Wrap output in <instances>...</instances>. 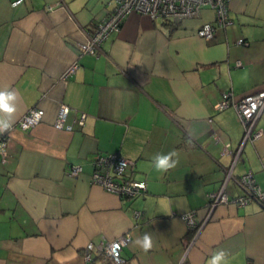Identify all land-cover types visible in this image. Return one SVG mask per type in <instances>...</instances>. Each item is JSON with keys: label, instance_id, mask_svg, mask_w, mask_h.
Returning a JSON list of instances; mask_svg holds the SVG:
<instances>
[{"label": "crops", "instance_id": "crops-1", "mask_svg": "<svg viewBox=\"0 0 264 264\" xmlns=\"http://www.w3.org/2000/svg\"><path fill=\"white\" fill-rule=\"evenodd\" d=\"M13 1L0 0V91L17 95L5 162L0 155V264H112L96 245L124 233L119 264H207L221 249L228 264H264V209L231 201L244 194L232 177L229 201L211 213L207 205L244 134L235 109L215 105L223 93L264 89V0H230L222 24L208 6L178 22L134 11L95 54L77 44L108 15L106 0ZM206 22L210 39L197 34ZM61 103L69 110L59 128ZM31 108L40 120L19 128ZM254 129L264 130V111ZM172 151L176 167L156 171V154ZM111 153L146 180L143 193L91 182L96 155ZM248 171L264 189V134L231 167L235 177ZM190 211L205 220L197 233L182 219ZM145 233L148 252L132 244Z\"/></svg>", "mask_w": 264, "mask_h": 264}, {"label": "built area", "instance_id": "built-area-1", "mask_svg": "<svg viewBox=\"0 0 264 264\" xmlns=\"http://www.w3.org/2000/svg\"><path fill=\"white\" fill-rule=\"evenodd\" d=\"M21 0H14L12 4L18 3ZM111 4V10L108 15L95 23L92 32L87 33L84 41L77 44L81 52L98 53L101 51V43L111 32L118 31L123 19L131 12H140L147 14L151 18L165 17L174 22L181 21L184 18L198 16L200 10L204 6L210 7L215 13V22L227 23L230 21L228 15V3L230 0H106ZM214 26L211 22L203 23L197 30V34L210 39L213 37ZM241 42V40L239 41ZM232 106L244 127V134L242 136L240 145L237 150L231 155L233 162L238 159L242 145L247 141H254L264 134L262 129H254L255 122L264 111V89L248 93L238 99H233L229 94L223 93L222 98L215 105L216 109H225ZM69 107L61 103L58 108V113L55 121V127L61 128L64 124L65 117L68 113ZM43 114V110L39 108L28 109L16 125L21 129H27L36 124ZM85 117L81 113L77 117L79 124L83 123ZM69 129L70 127L67 126ZM8 132L0 134V155L1 161L5 162L7 159V152L5 150L7 144ZM131 162L117 155L99 154L94 159V171L91 175V182L102 186L107 191L115 192L119 196L134 197L141 194L146 189L145 179H135L126 173L127 167ZM227 170L225 182L221 187L209 194L208 208L209 213L219 203L228 202V196L224 189L225 183L229 177H232L235 182L244 189V194L234 197L231 201L237 205H244L250 200L257 202L262 209H264V189H262L253 178L251 172L243 173L237 177L232 176L231 167ZM78 168L73 169L72 172L76 173ZM140 210H133L135 217L140 216ZM182 219L187 225L189 231L196 232L200 229L204 222L198 221L195 211H190L182 215ZM197 233V232H196ZM130 240V235L124 233L118 237L100 242L96 245L99 253L107 258L112 264H119L121 261L120 251L123 245ZM94 244L89 242L85 246V259L90 261L91 251Z\"/></svg>", "mask_w": 264, "mask_h": 264}, {"label": "clouds", "instance_id": "clouds-1", "mask_svg": "<svg viewBox=\"0 0 264 264\" xmlns=\"http://www.w3.org/2000/svg\"><path fill=\"white\" fill-rule=\"evenodd\" d=\"M17 95L15 91H0V134L7 132L12 127V117L16 111L15 101ZM177 153L175 151L167 154H156L154 157V167L158 172H166L176 167L178 160L174 159ZM134 247H139L144 252H148L153 247V239L150 234L145 233L132 241ZM229 253L224 250L214 251L207 264H228Z\"/></svg>", "mask_w": 264, "mask_h": 264}]
</instances>
